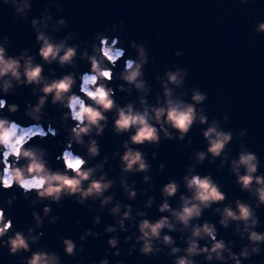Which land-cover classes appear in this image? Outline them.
<instances>
[{
    "label": "clouds",
    "instance_id": "9594fccd",
    "mask_svg": "<svg viewBox=\"0 0 264 264\" xmlns=\"http://www.w3.org/2000/svg\"><path fill=\"white\" fill-rule=\"evenodd\" d=\"M239 3L246 4L248 0H239ZM0 4L10 6L15 15L29 23L34 40L39 45L35 53L29 48H21L17 53L9 54V38L7 35L0 36V93L3 94L0 96V148H3L5 161L0 188H18L20 196L30 205H41L39 211L35 208L31 211V223L15 229L6 209L13 206L18 199L17 194L13 191L3 198V205L0 206V247H6L7 254L15 256L17 264H63L56 251L38 246L43 232L37 229L43 227L45 219L49 224L59 220V216L51 214V205L59 206L65 199H71L89 210L97 208L101 213L107 208L112 217L113 223L106 224L102 229L103 233L109 234L105 255L88 261V264H110L109 255L118 257L121 252V239L116 233H128L130 228H135V231L122 238L123 243L128 244L129 256L136 253L152 258L163 254L170 258V264H201V261L203 264H243V261L261 255L264 230H257L261 223L257 209L264 206V172L259 171L260 158L242 142L236 156L230 155L228 145L233 133L231 129L225 130L215 117L208 119L201 106L207 99V93L198 86L188 90L190 97L187 100L176 93L175 89L181 88L185 82L187 68H166L162 75L155 77L160 91L152 92L151 84L144 78V66L149 63V57L143 43L129 40L128 47L134 50L135 56L126 58L123 68L114 72L116 61L125 52L118 36L109 38L104 31H97L92 34L90 46L84 41L69 43L77 34L66 33L60 38L52 35L67 26L62 16L53 18L48 10V5H52L57 12L63 11L55 0H48L40 15L30 20L31 0H0ZM117 24L122 25L123 20ZM117 24L111 26L112 32L117 31ZM144 26L146 21H141V27ZM253 31L264 33V20L255 21ZM173 54L180 57L183 53L177 49ZM37 57L41 62H37ZM77 60L88 64L87 72L66 71L57 76L55 70L49 67L45 74V65L55 63L61 69H75ZM110 64L112 67L108 66ZM77 80L80 81L79 93L82 95L73 91ZM114 80L123 83L113 87ZM23 88H29L30 94L35 97L34 102L26 101L23 108V115L32 121L27 126L10 118V114L20 111V106L8 103L4 98L16 95L17 89L22 91ZM133 90L136 92L134 101L121 104L116 100L117 91L131 95ZM149 93L154 96V103L148 102ZM48 104L59 110V124L65 133V148L56 156V160L63 161V168L51 166L47 159L48 150L42 145L28 143L33 137L46 138L47 133L53 137L57 135L58 129L52 127L56 120L45 111ZM220 119L227 122L228 115L224 114ZM42 120L48 121L47 133L43 130ZM197 124L206 125L200 129L205 147L192 152V163L187 165L179 182L169 177L159 187L158 217L150 219L147 212L139 208L133 212L131 203L117 199L110 191L118 183L121 195L127 201H134L137 197L136 181L130 182L128 177L137 173L142 174L141 183L147 184L149 189L153 188L150 175L152 164L144 147L154 149L150 155L155 159V149L160 147L162 140L185 141L187 137L186 143L190 145L192 138L188 134ZM105 128L116 136H127L119 142L123 150L110 153L112 158L118 157L116 177H109L104 171L109 153L101 156L96 139L103 136ZM244 135L246 130L243 128L236 132L237 137ZM261 142L264 143V140ZM25 144L28 146L25 147ZM73 144L83 148L84 154L69 152L67 148ZM10 155L14 157L11 164L7 162ZM217 158L220 168L227 163L234 183L241 192L248 193V200L240 197L229 200L222 190L223 185L211 174L201 175L195 171L196 165L203 164L205 159L209 164H215ZM156 167L158 171H163L165 164L161 161ZM181 182L183 192L180 191ZM145 191L141 189L140 194L144 195ZM173 197H176L174 205L169 202ZM154 199L152 195H147L143 201L144 209L151 208ZM206 210L218 216L215 223L202 219ZM74 223L80 225L79 220ZM100 223V215H93V226ZM217 224L223 229L231 226L232 234L242 242L238 250H233L235 244L232 240L217 238ZM100 235L101 232L95 231L94 227L85 228L77 239L83 242L89 236L98 238ZM60 244L69 257H75L77 251H83L84 247L83 243L77 245L68 236H61ZM75 264H83V260L77 259ZM113 264H124V261L116 259Z\"/></svg>",
    "mask_w": 264,
    "mask_h": 264
},
{
    "label": "water",
    "instance_id": "95a60500",
    "mask_svg": "<svg viewBox=\"0 0 264 264\" xmlns=\"http://www.w3.org/2000/svg\"><path fill=\"white\" fill-rule=\"evenodd\" d=\"M55 2L62 7V12H57L52 5H48V0H31L28 20L38 17L45 5H48L53 18L62 16L67 22L66 27L52 33L56 38L63 37L66 33H75L77 35L69 43L84 41L90 46L94 32L104 31L109 38L118 36L125 52L116 61L114 72L123 68L126 58L135 56L134 50L128 47V41L143 43L149 57V63L144 66V78L151 84L152 92L160 91V84L155 77L162 75L166 68L177 66L187 68L188 75L185 82L181 88L175 89L176 93L185 100L189 99L188 90L192 87L198 86L207 93V99L201 106L205 109L208 119L215 117L225 130L231 129L233 133V139L228 145L230 155L236 156L238 146L242 142L259 156V171L264 172V143L261 142L264 140V33L258 34L253 31L254 22L264 20V0H248L246 4L239 3V0H55ZM120 20H123L122 25L117 24ZM141 21H146V26L141 27ZM113 24H117L116 32L111 31ZM3 35L9 38L7 49L9 54H15L21 48H29L35 53L39 46L34 40V32L29 23L15 15L10 6L0 4V36ZM177 49L183 53L180 57L173 54ZM89 51H91L90 47ZM37 62H41L38 57ZM108 66L112 67L111 64ZM49 67L55 70L57 76L66 71L78 73L88 71V64L82 60H77L75 69L68 67L61 69L55 63L45 65V74L48 73ZM117 83L123 82L114 80L112 86L115 87ZM79 84L80 81L77 80L73 91L81 94ZM0 96L3 94L0 93ZM4 98L8 103L14 102L20 106V111L10 114L12 120L22 126L32 123L23 115L25 102L35 101L29 88H23L22 91L17 89L16 95H8ZM115 98L121 104L134 101L136 92L133 90L132 94L128 95L126 92L117 91ZM85 99L87 102L86 97ZM147 99L149 103L155 102L152 93L148 94ZM136 106L139 107L138 104ZM45 111L49 117L55 118L56 122L52 127L58 129L57 135L53 137L51 133H47L48 121L42 120L43 130L47 133L46 138L33 137L28 143L42 145L48 150L47 159L51 166L63 168V161L56 160V156L65 148V133L59 124V110L48 104ZM224 114L228 115L227 122L220 119ZM110 123L111 114H109ZM205 126L197 124L192 127L188 134L192 138L190 145L186 143L187 137L185 141L162 140L160 147L155 149L157 151L155 159L150 155L154 149L151 146L144 147L143 150L149 153L148 159L152 164L150 175L153 188L149 189L147 184L141 183L142 174L137 173L128 177L130 182L136 181L137 197L134 201H127L121 195L118 183L110 191L117 199L131 203L133 212L139 208L146 211L150 219L158 217L160 213L156 205L161 199L159 187L166 183L169 177L180 181L187 165L192 163V152L205 147V141L200 133V129ZM241 128L246 130V135L237 137L236 132ZM96 139L100 144L101 156L105 152L109 153L104 171L109 177H116L119 171L116 163L118 157L112 158L110 153L113 150L122 151L119 142L127 139V136H116L105 128L103 136ZM67 150L80 155L85 151L75 144ZM2 152L3 148H0V176L3 175L5 167ZM161 161L164 162L165 167L163 171H158L156 166ZM7 162L13 163L14 157L10 155ZM94 162L89 161V163ZM195 171L201 175L211 174L223 185L222 190L229 200L236 197L248 200V193L241 192L234 183V176L229 173L227 163L223 168L219 167V158L215 164H209L205 159L203 164L196 165ZM141 189L146 190L144 195L140 194ZM13 191L18 199L10 209H6V213L11 217L13 227L19 229L32 222L31 211L33 208L39 211L41 205L39 203L30 205L28 200L20 196V189L14 187L10 190L0 188V206L3 205L4 196L10 195ZM180 191H184L182 182ZM147 195H152L155 199L151 208L144 209L143 201ZM175 200L176 197H173L169 201L170 204L174 205ZM51 208V214L59 216V220L55 224H49L47 219L44 220L43 227L37 229L43 232L38 246H46L49 250L56 251L63 264H75L77 259L83 260V264H88V261L98 260L105 255L104 249L107 247L106 239L109 234L103 233L102 229L106 224L113 223L107 208L101 213L97 208L89 210L71 199L63 200L59 206L52 204ZM95 214L100 215L101 223L93 226L92 217ZM257 214L261 221L257 230H264V206L257 209ZM202 219L215 223L218 216L206 210ZM76 220L80 221L79 226L74 223ZM93 227L95 231L101 232L98 238L89 236L83 242L77 239L85 228ZM217 228V238L232 240L235 244L233 250H238L242 242L232 234L231 226L223 229L217 224ZM134 231L135 228H130L128 233H116L121 239L119 245L121 252L118 257L109 255L110 264L116 259L123 260L124 264H170V258L163 254L152 258L136 253L127 255L128 244L123 243L122 238ZM172 235L177 236L176 233ZM61 236L72 238L77 245L83 243V251H77L75 257L65 255L60 244ZM177 243H180L179 239ZM35 247L36 245L33 246ZM23 254L28 255V253ZM0 264H17L16 257L9 256L6 247H0ZM243 264H264V245L261 255L253 256L243 261Z\"/></svg>",
    "mask_w": 264,
    "mask_h": 264
},
{
    "label": "snow or ice",
    "instance_id": "6c2138e0",
    "mask_svg": "<svg viewBox=\"0 0 264 264\" xmlns=\"http://www.w3.org/2000/svg\"><path fill=\"white\" fill-rule=\"evenodd\" d=\"M2 155H3V152H2Z\"/></svg>",
    "mask_w": 264,
    "mask_h": 264
},
{
    "label": "rangeland",
    "instance_id": "374dc122",
    "mask_svg": "<svg viewBox=\"0 0 264 264\" xmlns=\"http://www.w3.org/2000/svg\"><path fill=\"white\" fill-rule=\"evenodd\" d=\"M69 151V150H68ZM70 152V151H69Z\"/></svg>",
    "mask_w": 264,
    "mask_h": 264
}]
</instances>
